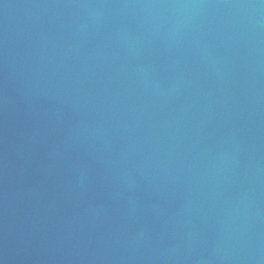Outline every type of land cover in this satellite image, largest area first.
<instances>
[{
	"label": "water",
	"instance_id": "water-1",
	"mask_svg": "<svg viewBox=\"0 0 264 264\" xmlns=\"http://www.w3.org/2000/svg\"><path fill=\"white\" fill-rule=\"evenodd\" d=\"M0 264H264V0H0Z\"/></svg>",
	"mask_w": 264,
	"mask_h": 264
}]
</instances>
